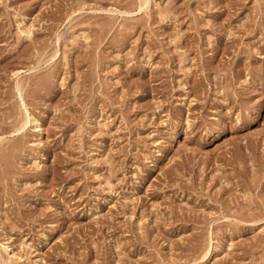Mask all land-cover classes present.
Instances as JSON below:
<instances>
[{
	"label": "rangeland",
	"instance_id": "rangeland-1",
	"mask_svg": "<svg viewBox=\"0 0 264 264\" xmlns=\"http://www.w3.org/2000/svg\"><path fill=\"white\" fill-rule=\"evenodd\" d=\"M0 264H264V0H0Z\"/></svg>",
	"mask_w": 264,
	"mask_h": 264
},
{
	"label": "bare ground",
	"instance_id": "bare-ground-1",
	"mask_svg": "<svg viewBox=\"0 0 264 264\" xmlns=\"http://www.w3.org/2000/svg\"><path fill=\"white\" fill-rule=\"evenodd\" d=\"M31 32V31H30ZM37 130H39V127H37Z\"/></svg>",
	"mask_w": 264,
	"mask_h": 264
}]
</instances>
